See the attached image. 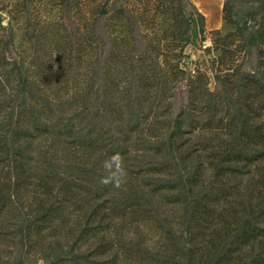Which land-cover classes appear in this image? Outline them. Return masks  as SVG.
<instances>
[{"label":"rangeland","instance_id":"obj_1","mask_svg":"<svg viewBox=\"0 0 264 264\" xmlns=\"http://www.w3.org/2000/svg\"><path fill=\"white\" fill-rule=\"evenodd\" d=\"M0 23V264H264V0H0Z\"/></svg>","mask_w":264,"mask_h":264},{"label":"clouds","instance_id":"obj_2","mask_svg":"<svg viewBox=\"0 0 264 264\" xmlns=\"http://www.w3.org/2000/svg\"><path fill=\"white\" fill-rule=\"evenodd\" d=\"M103 168L108 173L101 177V183L112 182L115 187H119L123 176L125 175L119 154H114L103 162Z\"/></svg>","mask_w":264,"mask_h":264},{"label":"trees","instance_id":"obj_3","mask_svg":"<svg viewBox=\"0 0 264 264\" xmlns=\"http://www.w3.org/2000/svg\"><path fill=\"white\" fill-rule=\"evenodd\" d=\"M186 1L189 2V0H186ZM198 14L201 16V14H200L199 12H198ZM0 24H1V23H0ZM1 27H3V26H1ZM190 40H191V37H189V35H188L187 38H186L185 41H184V45L188 44V42H189ZM184 47H185V46H183L181 50H183Z\"/></svg>","mask_w":264,"mask_h":264}]
</instances>
